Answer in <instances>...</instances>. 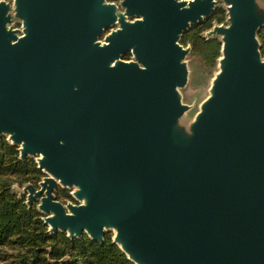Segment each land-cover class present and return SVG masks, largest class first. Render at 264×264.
I'll use <instances>...</instances> for the list:
<instances>
[{
	"label": "water",
	"instance_id": "95a60500",
	"mask_svg": "<svg viewBox=\"0 0 264 264\" xmlns=\"http://www.w3.org/2000/svg\"><path fill=\"white\" fill-rule=\"evenodd\" d=\"M260 1L0 0V141L43 171L12 187L48 231L112 230L135 264H264ZM218 5L217 70L190 117L180 39Z\"/></svg>",
	"mask_w": 264,
	"mask_h": 264
},
{
	"label": "trees",
	"instance_id": "16d2710c",
	"mask_svg": "<svg viewBox=\"0 0 264 264\" xmlns=\"http://www.w3.org/2000/svg\"><path fill=\"white\" fill-rule=\"evenodd\" d=\"M225 10L217 7L212 16L185 31L181 41L190 42L193 51L206 64L214 65L220 54L218 38H207L203 31L214 22L225 20ZM264 53V27L258 33ZM33 157H19L18 147L5 137L0 141V264H52L50 258L69 256L64 264H135L106 233L104 243L92 240L87 234L71 238L60 230L48 231L42 212L36 204L29 206L19 197L12 184L30 181L36 186L43 175ZM57 198H72L66 189L56 191Z\"/></svg>",
	"mask_w": 264,
	"mask_h": 264
},
{
	"label": "rangeland",
	"instance_id": "374dc122",
	"mask_svg": "<svg viewBox=\"0 0 264 264\" xmlns=\"http://www.w3.org/2000/svg\"><path fill=\"white\" fill-rule=\"evenodd\" d=\"M6 1L13 4L14 0H6ZM116 3L119 4V7L121 6L120 5L121 2L119 0H116ZM219 3L221 4V1H219ZM263 4L264 3L260 1L261 7H263ZM218 7H220V6L218 5ZM225 14H226V11H225ZM14 25L16 27H21L22 22H21V19L19 17L14 16ZM103 37H104V35H103ZM185 46H189L191 49L185 58L187 61L188 67H189V79H188V83L184 87H182L180 90H181L183 100L185 102H188L191 104V109L188 111V115L193 116L194 113L199 109L202 99L209 92V86H210L212 77L217 70V58H218V56L216 58L214 65L211 66L209 64H206L205 61L202 59V57L193 51V46L191 43H188ZM131 57H132L131 52H127L125 55H123V58H125V59H129ZM59 188L68 190V192L70 194L73 190L72 188L63 187V186H59ZM69 200L73 201V202L78 201L73 196H72V198H66V199H63L61 201L67 202ZM42 218H43V214H42ZM106 233H110L111 238H112V235H113L112 230H108ZM105 237H106V235H105Z\"/></svg>",
	"mask_w": 264,
	"mask_h": 264
},
{
	"label": "flooded vegetation",
	"instance_id": "af4514ba",
	"mask_svg": "<svg viewBox=\"0 0 264 264\" xmlns=\"http://www.w3.org/2000/svg\"><path fill=\"white\" fill-rule=\"evenodd\" d=\"M14 1H15V0H14ZM119 1L121 2V0H119ZM106 2L117 4V3H116V0H106ZM117 5L119 6V4H117ZM205 19H206V18H205ZM112 27H113V26H111V27L107 28L106 30H104L103 34H102L100 37L102 38L103 35H105V33L109 32V31L111 30ZM189 29H191V27H190ZM189 29H188V30H189ZM180 41H181V39H180ZM181 43H183L184 45H187V44L190 43V42L188 41V42L185 43V42L181 41Z\"/></svg>",
	"mask_w": 264,
	"mask_h": 264
}]
</instances>
